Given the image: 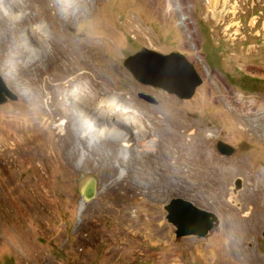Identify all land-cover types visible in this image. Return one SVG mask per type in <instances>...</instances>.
<instances>
[{"label": "rangeland", "instance_id": "rangeland-1", "mask_svg": "<svg viewBox=\"0 0 264 264\" xmlns=\"http://www.w3.org/2000/svg\"><path fill=\"white\" fill-rule=\"evenodd\" d=\"M99 1L97 23L83 21L79 27H88L102 49L101 57L111 69L104 68L108 80L119 90L148 86L171 98L184 116L194 115L186 128L188 139H198L205 127L210 136L206 145L211 178L209 198L203 202L187 194L183 185L167 191V181L158 172L148 177L159 180L163 195L129 198L118 206L111 195L101 194V174H89L96 182V195L86 204L82 220H78L77 208L82 200L79 184L89 172L82 151L74 158H70L68 150L65 152L73 167L69 177L47 165L49 181L43 179V170L34 159L19 169L0 167V184L12 212L11 218L0 220V264H207L211 250L214 264H227L230 241L233 237L238 240L239 227L257 225L259 209L264 204V197L260 200L250 197L256 189L264 191V130L257 132L255 127L264 124V119H249L264 113V0H157L155 5L153 0ZM187 21L192 22L191 28H186ZM31 25L46 27V22L28 24L25 28ZM140 33L150 40L147 38L144 44L137 42ZM140 51L144 53L141 57L128 61ZM154 52L173 58L163 62ZM175 54H180L201 79L189 99H180L160 86L171 87L175 82L181 87L180 74L162 73L167 62L179 65ZM14 59L22 66L29 61L28 57ZM130 67L150 83L138 81ZM12 71L17 72L9 65L0 67V77L17 101L1 104L0 112L14 107L31 108L10 84ZM136 95L156 105L161 102L159 96L148 91H138ZM201 99L205 100L202 104ZM0 127L4 131L6 124ZM58 130L63 133V125ZM43 131L50 132L41 124L39 132ZM50 136L48 133L46 139ZM218 142L231 145L233 154H221ZM55 153L57 164L62 166V154L59 150ZM91 159L93 166H100L97 154ZM114 163L121 179L126 171L118 162ZM30 176H38L47 183L54 202L51 209L39 204V195L36 198L31 193V186L25 183ZM237 178L241 179V187L233 194ZM141 180L145 182L146 178ZM131 181L127 177L124 183L130 186ZM146 186V190H153ZM178 198L213 213L218 225L202 238L176 237L175 228L166 219L165 205ZM143 199L153 204L154 209L141 206ZM144 218L151 222L139 220ZM242 247L254 249L264 259V229L243 242Z\"/></svg>", "mask_w": 264, "mask_h": 264}, {"label": "bare ground", "instance_id": "bare-ground-1", "mask_svg": "<svg viewBox=\"0 0 264 264\" xmlns=\"http://www.w3.org/2000/svg\"><path fill=\"white\" fill-rule=\"evenodd\" d=\"M99 2L0 0V67H15L17 72L12 71L9 82L20 91L23 102L31 106L0 112V124H6L4 131L0 127V167L19 169L34 159L43 170L42 178L49 181L47 165L55 166L69 177L73 167L65 152L69 151L70 158L83 152L84 166L89 172L79 186L89 180L96 185L89 174H101V194L111 195L118 206L129 198L150 199L163 195V191H159V180L148 177L158 172L167 181V191L183 185L187 194L206 202L211 189L209 158L206 154L210 136L202 126L198 139H188L186 128L194 115L184 116L171 98L162 96L153 87L136 86L130 90H119L114 82L108 80L104 68L111 69L101 57L102 49L87 30L88 27H79L83 21L97 23ZM156 2L153 0L154 5ZM3 10L17 17L12 19ZM42 21L46 22V27L31 25L25 28L28 24ZM100 25L98 27L106 30ZM192 26V22L187 21L186 28ZM190 35L193 36V33ZM147 38L140 33L136 41L144 44ZM101 46L105 48L104 41ZM15 57H28L29 61L22 66ZM170 69L162 68L168 76H172L173 69ZM178 74L182 77L180 70ZM78 82L82 85H76ZM185 82L182 77L181 87ZM171 87L179 88L180 85L174 82ZM142 90L159 96L160 104L141 100L136 93ZM201 100V104L205 102ZM249 119L262 121L264 113ZM41 124L50 132H39ZM62 125L64 132L60 133L58 128ZM255 127L257 132L264 130L263 123ZM48 133L51 134L50 139H46ZM56 150L62 154V166L57 164ZM95 154L100 158V166L92 165L91 157ZM114 162H118L126 171L121 179ZM136 164L141 166L136 167ZM133 167L135 171L131 169ZM165 174H168V178ZM262 175L264 180V171ZM127 177L133 180L130 186L124 183ZM142 177L146 178L145 182L141 180ZM45 180L30 176L25 183L31 186V193L36 198L39 195V204L51 209L54 202ZM146 184L153 189L151 192L145 189L148 188ZM250 197L260 200L264 197V191L256 189L250 193ZM144 199L141 206L154 209V205L147 204ZM6 200L0 184V220L11 218L12 212ZM86 204L88 202L82 198L77 208L78 220H82ZM259 217L257 225L239 227L238 240L233 237L234 240L230 241L228 257L225 258L227 264H264V259L254 249L242 247L243 242L264 229V204L259 209ZM139 220L151 222L148 218ZM219 230L220 227L216 232ZM214 262L215 256L211 250L207 264Z\"/></svg>", "mask_w": 264, "mask_h": 264}, {"label": "water", "instance_id": "water-1", "mask_svg": "<svg viewBox=\"0 0 264 264\" xmlns=\"http://www.w3.org/2000/svg\"><path fill=\"white\" fill-rule=\"evenodd\" d=\"M143 54V51H140L135 55L130 56L128 61L139 58ZM153 54L158 58L160 57L159 59L162 61H168L173 58L171 55L163 56L156 54L155 52ZM175 55L176 58L179 59V65L167 62L164 67L173 69L172 75H178V71L180 70L181 75L186 82L182 88L162 86L169 90L170 93L176 94L180 99H189L193 96L196 88L201 84V79L196 75L192 66L180 54ZM126 66L129 67L127 64ZM129 69L133 72L137 80L147 84L150 83V81L142 79L134 69L131 67ZM159 71L161 70L159 69ZM162 73H164L163 70ZM10 101H17V98L14 95H11L0 77V105ZM217 150L221 154L227 156L232 155L234 152V148L231 145L223 142H218ZM240 187L241 179L237 178L235 180V189L232 191L233 194H236ZM79 193L86 202L94 199L96 195L94 181L89 180L86 183L81 184V186H79ZM165 210L167 212L166 219L175 228L176 237L196 236L202 238L207 236L209 231L218 225V219L213 213L195 207L193 204L183 199L178 198L171 200L169 204L165 205Z\"/></svg>", "mask_w": 264, "mask_h": 264}]
</instances>
